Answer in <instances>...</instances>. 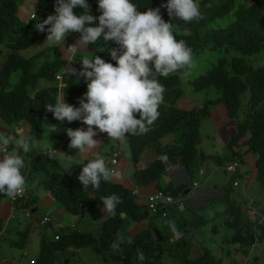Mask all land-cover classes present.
I'll use <instances>...</instances> for the list:
<instances>
[{
	"label": "trees",
	"instance_id": "obj_1",
	"mask_svg": "<svg viewBox=\"0 0 264 264\" xmlns=\"http://www.w3.org/2000/svg\"><path fill=\"white\" fill-rule=\"evenodd\" d=\"M21 2L22 0H0V44L11 50L0 71V117L9 123L27 121L31 133L37 139L42 137L44 128L47 127L56 138L63 140L65 150L74 154L77 149L68 147L70 138L65 131L68 128L66 120L54 119L45 105L54 104L56 97L60 96L64 97L66 103L79 106V98L87 90L86 84L80 82H69L62 86L57 84L55 75L65 63L58 47L48 48L41 52L40 56L36 54L30 58L22 54V50L41 41L43 36L46 37L47 32L38 31L34 27L36 23L34 21L27 25L20 22L17 13ZM133 2L139 11L160 8L162 18L172 24L174 36L177 40L185 42L191 49L192 57L208 46L221 53L206 72L191 80L194 89L208 91L215 88L218 94L216 98H207L201 107L186 110L178 106L183 95L182 75L175 73L167 78L157 77L163 86V101L159 105L157 119L151 125H146L148 128L146 133L127 135L134 160L139 158L147 146L159 143L171 132L179 131L177 134L180 137L179 143L183 145L182 154L173 153L168 145L158 150L167 152L173 161L181 157L186 173L193 177L206 157L196 144L201 120L208 114L209 106L223 103L237 128V133L227 143V148L231 149L230 155L240 157L239 150H233V146L238 145L242 139V144L247 146L246 151L256 155V176L264 195V66L255 68L249 57L252 54L264 57V0H197L201 15L187 22L168 16L166 8L161 7L165 0ZM38 4V20L42 21L47 16L55 14L56 0H38ZM88 4L100 14L97 0H88ZM83 10L74 9L77 12ZM47 27L49 25H45L46 29ZM70 33L77 38L80 36L78 32ZM88 47L93 48L89 59L98 55L106 62L115 64L108 53L109 48L118 47L115 42L109 41L104 44L102 39H98L97 43L89 44ZM41 58L44 59L41 61ZM18 69L20 76L13 81V73ZM248 74H252L250 86L245 82ZM41 79L49 81L50 84L40 87ZM247 90L249 98L246 106L242 107V97ZM182 121L188 123V130H180ZM72 123L83 124L77 120ZM29 157L33 168L45 173L43 182L45 187L75 215L88 214L100 217L102 212L97 208V202L101 197L115 194L121 201L116 206L114 215L103 220L101 225L103 235L96 236L89 231L62 228L56 232L60 236L58 240L43 238L40 257L35 259L33 264H55L62 259L60 253L69 247L79 249L95 247L97 244H100L105 260L110 259L114 264H164L167 256L178 261V264H223L222 259L210 248H206L199 257L193 258L187 253L188 250L185 252L187 254L180 252L177 248L181 246H176V242H156L150 234L129 240L131 243L114 240L113 237L128 217L138 220L144 216L134 195L127 188L109 179L101 181L98 188L89 185L84 189L73 171L64 168L46 152L32 149ZM21 171L23 173V169ZM164 172L165 164L157 158L146 168L137 169L134 178L139 184H147L160 179ZM232 189L231 184L228 193L224 194L222 199L230 198L229 190ZM166 191L177 195L176 190ZM3 196L0 195V201ZM230 202L231 205H228L227 209L235 216L229 222L231 225L246 229L245 232L239 231L241 251L246 254L250 251L252 239L257 232L258 238L264 241V226L251 219L235 200L230 199ZM162 211L159 208L156 215L160 216ZM121 213H125V216L122 217ZM3 228V221L0 218V234ZM27 238V234L22 233L20 239L25 241L20 243L24 245ZM114 242L118 243V250L110 247ZM137 250L143 253V261L137 259Z\"/></svg>",
	"mask_w": 264,
	"mask_h": 264
},
{
	"label": "clouds",
	"instance_id": "obj_2",
	"mask_svg": "<svg viewBox=\"0 0 264 264\" xmlns=\"http://www.w3.org/2000/svg\"><path fill=\"white\" fill-rule=\"evenodd\" d=\"M38 5V0H22L18 5L17 16L23 25L30 24L34 21L36 22L34 27L38 31L47 32V36H43L42 40L37 43L45 44L48 42L51 44L41 47L39 51L36 50L30 57L52 47H58L61 52L62 47L60 44L62 42H64V44L66 43L67 47L65 46L64 48L69 51L67 56L70 54L72 59H76V48L87 47L88 50L91 49L89 50L91 54L88 58L79 59L82 62L79 75L87 82V90L83 93L82 97L79 98V106L66 103L64 97L60 96L56 97L54 104L45 105L46 110L52 113L54 119L58 121L66 120L68 128L65 131L70 138L68 147L77 149V152L80 154H86L96 147L98 141L94 139V136L97 132L107 133L109 139L116 141L123 139L127 135H142L146 133L148 131L146 125H151L157 119L159 115L158 108L163 101V86L160 84L157 77L167 78L169 75L177 73L178 70L186 71L193 66L191 49L184 41L176 39L172 31V24L162 18L160 8H147L143 11H139L133 0H97L98 9L100 10L99 14V12L93 10L92 6H89L88 0H56L55 14L49 15L47 18L40 21L38 20ZM161 7L166 8L169 17H175L178 20L186 22L197 19L201 15L197 0H165ZM78 8L84 10L81 12L74 11V9ZM45 25H49V27L46 29ZM70 32L80 33L79 38L75 35L72 38L74 39V37H76L78 39L77 42L68 41L70 36L66 37V34L69 33L72 36ZM101 37L105 43L112 41L118 45V47L108 49L111 60L115 61V64L106 62L98 55L89 59L92 55L93 48L88 47V45L97 43L98 39ZM103 50L104 49H102V51ZM9 53H11L10 48H0V58L3 54L5 56L4 63ZM25 53L22 50V54L24 55ZM30 57L26 56V58ZM62 59L65 63L55 75L59 86L65 84V65L68 64V59H64L63 57ZM260 59L264 61L263 56H260ZM259 66H264V62L257 66L254 65L255 68ZM18 71H20V69L13 73V75H15L13 78L14 80H17L20 76V72ZM16 73L19 75L18 78ZM57 74H61L62 78H57ZM248 75L249 76L245 77V82L250 86L252 83V74ZM42 81L41 79L40 82ZM40 87H42L41 84ZM202 95L204 104L205 100L209 98L210 95L207 91L204 92V90ZM217 96L218 94L213 98ZM182 97H184V89ZM203 104L195 107H201ZM208 114L204 117H207ZM74 120L81 121L83 124L87 125V129L77 128L80 124L76 125L72 123ZM71 123L76 126L74 129L70 127L71 125L69 124ZM60 141L63 143V140ZM170 144H166L168 148ZM181 146L183 147V145ZM31 150L32 144L28 138L15 139L11 135L0 134V195L7 196L10 198V201L21 195L24 191V187L26 188L25 176L21 171L25 161L20 153L23 152L27 154ZM234 150L238 151L236 149ZM230 151L231 150H229L228 155L232 157ZM55 152L56 151L52 147V149L46 153L49 157H53ZM115 153H118L119 161L120 154L118 151H115L111 156V164L113 165L111 170L106 167L105 161L102 158L90 159L83 165L77 179L81 182L84 189H87L89 185L93 188H98L101 181H108L114 175V166L118 163H113ZM163 155L169 157V163L172 165L171 170H173L175 164L171 156L167 152H161L160 159L162 161ZM225 156V163L230 160V162L225 165V170L229 173H234L237 167L240 166L241 160L238 157H232L230 159L227 154ZM214 157L217 158L215 155ZM234 161H238L239 165L234 170L229 171L227 166ZM163 163L165 164V171H168L166 169V162L163 161ZM222 164L223 162H221V165ZM201 166L202 163L196 172L203 174L204 170L200 169ZM188 177L190 179L193 178L189 175ZM249 181V178H247L246 183L249 184ZM195 182H197L196 185L194 184ZM193 184L194 186H198V181H194ZM233 185L237 187L239 181L235 180L232 182V187ZM158 190L167 192L164 189ZM26 193L27 188L25 194L22 195L19 200L24 197ZM167 193L172 194L171 192ZM172 195L176 202L179 200L184 201L182 198L176 199L177 196L174 194ZM100 199L103 202L104 208L109 212H114L116 206L121 203L119 197L115 194L101 197ZM19 200L11 202L17 203ZM176 202H174L173 205H177ZM171 205L165 208L167 215L168 207ZM161 209L164 210V207ZM185 209L186 203L184 209L181 210L177 206L176 210L184 212ZM253 211L256 215L254 217L252 215ZM28 212L30 215H27ZM48 213L51 216V213ZM153 214L156 215L157 213ZM247 214L251 219L254 221L257 220L259 224L264 226V223L260 222V218L262 214H264V211L261 212L257 207H252L251 209H247ZM26 215L27 217L31 216V211L29 209L26 210ZM121 215L123 214L121 213ZM160 216L162 217L163 215ZM40 220L38 224L41 228H46L51 222L50 220L48 224L42 226L40 225ZM74 227L75 226H72V228ZM56 234L59 233L54 234V240H56ZM1 235L2 233L0 234V240ZM128 242L131 243V241ZM110 247L114 250H118L119 245L117 242H114ZM137 259L139 261L144 260L143 253L139 250H137ZM31 262L33 264L34 260Z\"/></svg>",
	"mask_w": 264,
	"mask_h": 264
},
{
	"label": "crops",
	"instance_id": "obj_3",
	"mask_svg": "<svg viewBox=\"0 0 264 264\" xmlns=\"http://www.w3.org/2000/svg\"><path fill=\"white\" fill-rule=\"evenodd\" d=\"M74 39L77 42L78 39L76 37H74ZM61 52L62 57L68 59V64L65 65L64 83L80 82L86 84L87 82L84 78L79 75L82 68V62L79 59L88 58L91 51L83 53L81 57L76 59H72L70 54L67 56L66 54L69 51L65 48H61ZM32 54H34V52H26L24 55L25 57H30ZM4 57V54L1 55L0 71L4 65ZM17 73L16 75L18 78L19 75ZM42 80L43 81L40 82L42 87L50 84L49 81ZM178 104L181 108L192 110L195 106L203 104V95L192 98L186 96L182 97ZM206 119L209 120L210 124H205ZM232 121L233 120L227 113L225 105L222 103L213 105L208 116L203 118L196 140L199 150L206 155L202 160V166L200 168L204 170L203 174L196 172L193 178H191L193 180H191L184 170L181 157H179L174 161L172 160L175 164L173 170L165 171L160 179L147 184H139L135 181V171L137 169L146 168L152 161L160 158L161 152L158 148H162L164 145L170 143L180 144L179 134L176 135V139H173L174 135H167L163 137L159 143L147 146L140 153L137 160L133 158L129 138L127 136L116 141L109 139L107 133L97 132L94 136V139L98 141L95 148L86 154H80L77 151L74 154H70L63 147V143L56 138L47 127L44 128L43 135L40 139L35 138L31 133V127L27 121L9 123L0 117V134L11 135L15 139L28 138L32 144V149H36L37 151L48 152L53 147L56 151L53 158L64 168L73 171L77 176L88 159L102 158L105 161L106 167L111 170L113 167L111 164V156L115 151H118L120 154L119 161L114 166V175L110 180L124 186L134 195L135 201L138 206H140L144 216L138 220L133 217H128L113 239L129 241L150 234L156 242L167 243L170 241L172 243L176 242V246H183L189 244L190 241L193 245L194 236L198 235V232L202 231L203 227L206 225L214 223L217 216L218 218L219 216L225 217L226 215L222 213H228L230 211L227 209V206L231 205L230 199L234 198L236 203L243 208V203L247 196L246 193L255 195L259 193L257 195L258 197L259 195L264 197L261 185L256 178V155L253 152L246 151L247 146L241 143L242 139H240L238 145L233 147V150H239L240 157L238 158L241 160L240 166L237 167L234 173H229L225 170V165L230 162V160H228V162L225 163V155L227 154L228 158H232L228 155L229 149L226 145H223L221 148L215 147L219 143H227L229 138L237 133V128L233 125L234 122L232 123ZM69 125H71L70 127L72 129L76 127L72 123ZM205 127H207V129H205ZM77 128L86 130L87 125L80 124ZM225 128L227 133H225V137L223 136L221 138L220 134L223 133V129ZM188 129V123L183 121L180 125V130L183 131ZM208 129L210 133H207ZM20 154L26 162L23 168V175L25 176L27 193L17 203H12L10 198L3 196L0 201V218L4 226L1 238L5 241L9 240L12 248L19 247L20 249L16 248L14 251L21 253L19 254L20 256L13 255L12 257H5L4 254L0 255V264H29L28 258L25 256L28 254L26 253V249L29 248V244L27 245V242H25L24 245H22L20 243L22 241L20 236L22 233H26L28 238L29 236L39 238L37 232L40 231L41 233V230H39L41 227L38 222L46 212H50L52 218L51 222L46 227L47 229L44 228L45 234L50 236L54 232L61 231L62 228H66V230H79L80 217L70 212L52 195L51 191L45 187L43 183L45 180V173L33 168L29 153L25 154L21 152ZM214 155L217 156V158H215ZM207 161H209L208 165L206 163ZM221 162H223L222 165ZM221 169H223L225 173H229L230 176L228 177L226 174H221ZM247 178L250 180L249 184L246 183ZM235 180L239 181V185L237 187L233 185L234 188L229 190L230 198L226 200L222 199L224 194L228 193V188ZM194 181H198V186H194ZM238 187L242 189L241 192L236 191ZM158 189L176 190V199L182 198L186 203L185 211L180 212L176 210L177 205L172 204L168 207V215L166 217L157 216L150 212L147 197L155 193ZM253 190H256V192ZM250 201L254 208L257 207L261 212L264 211V199L261 200L259 204L256 203L258 201L256 197H251ZM97 208L102 212V215L99 217L100 220H98L97 223V226L102 230L101 225L103 220L113 216L114 212L106 210L101 200H98ZM251 208L252 206L249 205L248 209ZM27 209L31 211L30 217L26 215ZM81 217L83 219H90L87 224L84 225L85 227L88 226V224L92 227L91 220L95 217H85V215ZM33 225L36 227L33 228ZM72 226L75 227L72 228ZM48 228L50 231H48ZM86 229L88 230L81 231H91L90 228ZM31 230H33L32 233ZM42 240L39 244L38 242L30 244L37 248L36 250L38 253L42 249ZM1 246H3L2 243H0V249ZM60 258H62L61 255ZM22 259H24L23 262ZM30 264H32V262H30Z\"/></svg>",
	"mask_w": 264,
	"mask_h": 264
},
{
	"label": "rangeland",
	"instance_id": "obj_4",
	"mask_svg": "<svg viewBox=\"0 0 264 264\" xmlns=\"http://www.w3.org/2000/svg\"><path fill=\"white\" fill-rule=\"evenodd\" d=\"M33 7V5H32ZM70 36L69 38V42L72 41L74 42L75 39L73 38V35L71 36L69 33L66 34V37ZM101 38H99V40H101ZM102 43L105 44V42L102 39ZM49 46L51 45L50 43H37L36 45L23 50V52H27V53H32L35 52L36 50L39 51L41 49V47L43 46ZM56 45V44H53ZM63 45V46H62ZM60 46L62 48H64L66 46V43L64 44V42H62L60 44ZM59 46V47H60ZM6 46L3 44H0V48H5ZM67 47V46H66ZM6 51V50H4ZM76 54L75 57H81L83 53H86L87 51H89L87 49V47H82V48H76L75 49ZM39 53V52H38ZM220 52L217 49L211 48L210 46L206 47L203 51L195 54L192 57V64L193 66L191 67V69L188 70H178L177 74L182 75L183 77V84L182 87L184 89V97H199L203 94V90L200 91H196L194 90L193 84L191 83V80H193L195 77L202 75L204 72H206L213 64L214 61H216L218 59V57L220 56ZM30 55V54H29ZM67 55V54H66ZM40 56V53H39ZM250 59L253 60V64L255 66L262 64L264 61L262 59H260V56H256L254 54L249 56ZM44 58H41V61ZM20 72V71H18ZM249 76V75H247ZM13 78L15 77V75L12 76ZM206 92V91H204ZM209 93V97L213 98L217 95L215 88H210L208 91ZM249 98V90L246 91V93L243 95L242 97V107H245L247 104ZM210 110H211V106H209ZM206 118V117H205ZM234 121H232L233 123ZM209 123V120L206 119L205 124ZM210 124V123H209ZM233 125L235 126V122L233 123ZM209 126V125H208ZM211 126V125H210ZM205 129H207V127H205ZM210 129V128H209ZM207 130V133H210V130ZM177 133H179V131H174L168 134L169 135H174L173 139H176V135ZM225 133H227L226 128L223 129V133L220 134L221 138L224 136L225 137ZM207 137V136H206ZM223 145H226V143L224 144H217L215 147L216 148H221L223 147ZM218 155V154H217ZM222 155V154H221ZM224 155V154H223ZM207 161V165H208ZM220 173L223 175H227L228 177L230 176V174L225 173L223 171V169L220 170ZM241 187V186H240ZM238 187L236 189V191L241 192L242 189ZM257 189V188H255ZM254 192H256V190H253ZM259 193L252 194V193H246V199L245 202L243 203V209H248L249 205L254 207L252 202L250 201L251 197H256L258 199V201L256 202L257 204H259V202H261V200L264 199V197L262 195H259V197L257 196ZM261 194V193H260ZM260 198V199H259ZM241 202V201H240ZM242 203V202H241ZM263 206V205H261ZM245 212L247 213V210H245ZM227 213V212H226ZM226 213H222L224 216H217V218H215V222L212 223L211 225H206L205 227H203L202 231L198 232V235L194 236V241H193V245L192 242L190 241L189 244H185L183 246H181L180 248H177L180 252L185 253L188 250V254L190 257L196 258L199 257V255H202V253L204 252V250L206 248H210L213 250V252L215 253V255L219 258L222 259V263L223 264H250V263H254V264H264V241L262 239L258 238V232L255 234V237L252 239V243L258 242V244L255 245V247H251V250L246 253L243 254L242 253V248H241V242H240V234L239 231L241 232V230H243V232L246 231L245 228H241L238 227L237 225H231V223L229 222L233 216H235L231 211H229L227 214ZM89 215L86 214L85 217H88ZM95 219V220H94ZM94 219H92V227L90 224H88V226H84L87 224L88 220H90L89 218H80L79 219V230H88L86 228H90V230L97 236L99 235H103L102 230H100L99 226H97L98 220H100L99 217H95ZM36 226L33 225V228H35ZM47 229V228H45ZM207 229V230H206ZM40 231L37 232L39 238L37 237H32L29 236L28 241H27V245L29 244V248L26 249V254L25 256H27L28 258V262L30 264V262L32 260H37V258L40 257V253L41 250L39 251V253L37 252V248L33 246H31L30 244H33L35 242L41 243L42 238H44V236H46V240L49 239H53L54 237V233H52L50 236L44 233V228H40ZM33 230H31L32 233ZM48 231H50V229L48 228ZM46 231V232H48ZM30 233V234H31ZM32 238V239H31ZM166 239V238H165ZM22 240V239H21ZM23 242L25 240H22ZM0 242L3 244V246H1L0 249V255H3L5 257H12L13 255H19L20 253L15 252L14 249L19 247H11L9 240H4L3 238H1ZM176 248V247H175ZM39 249V248H38ZM185 253V254H187ZM62 259L61 261H57V263L55 264H114V262L112 260H105L104 258V254L102 252V249L100 248V244H97L95 247H83V248H74V247H69L68 250L63 251L60 253ZM20 256V255H19ZM248 258L247 263H245V259ZM24 259H22L23 262ZM59 260V259H57ZM250 261V262H249ZM252 263V264H253ZM164 264H178V261L173 260L172 258L167 256V259L164 260Z\"/></svg>",
	"mask_w": 264,
	"mask_h": 264
},
{
	"label": "built area",
	"instance_id": "obj_5",
	"mask_svg": "<svg viewBox=\"0 0 264 264\" xmlns=\"http://www.w3.org/2000/svg\"><path fill=\"white\" fill-rule=\"evenodd\" d=\"M57 78L61 79L62 75L61 74H57ZM163 161L166 162V169L168 171H170L172 169V165L169 163V157L167 155H163L162 156ZM118 162V153H115L114 157H113V163H117ZM239 165L238 161H234L231 164H229L227 166V169L229 171L234 170L237 166ZM195 185L197 184V182L194 183ZM26 192V188L24 187V191L21 195L17 196L15 199H11V201L16 202L19 200V198L24 195ZM148 207L150 209V211H152L153 213H157L159 211V208H163L164 210L162 211L163 216L167 215V211H166V207L173 204L175 201V198L173 197L172 194L164 192L162 190H157L155 193H152L148 196ZM177 206L179 207V209H184L185 208V203L182 200H179L176 202ZM27 215H30V213L28 212ZM253 217L256 216L255 212H252ZM51 220V216L50 214L47 212L43 218L40 220V225H46L50 222ZM260 222L264 223V214H262L261 218H260ZM59 234L55 235V239L58 240L59 239ZM258 244L257 242L252 244V248L255 247V245ZM248 258L245 259V263H247ZM250 262V261H249ZM248 264V263H247Z\"/></svg>",
	"mask_w": 264,
	"mask_h": 264
},
{
	"label": "water",
	"instance_id": "obj_6",
	"mask_svg": "<svg viewBox=\"0 0 264 264\" xmlns=\"http://www.w3.org/2000/svg\"><path fill=\"white\" fill-rule=\"evenodd\" d=\"M169 149L175 153L181 154L183 152V147L179 144H170ZM122 216H125L124 213H122Z\"/></svg>",
	"mask_w": 264,
	"mask_h": 264
}]
</instances>
